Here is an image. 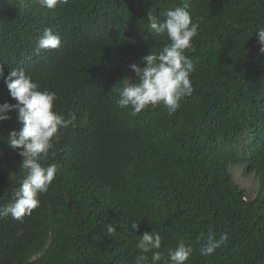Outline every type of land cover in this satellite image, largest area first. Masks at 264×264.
Masks as SVG:
<instances>
[{
    "label": "trees",
    "instance_id": "obj_1",
    "mask_svg": "<svg viewBox=\"0 0 264 264\" xmlns=\"http://www.w3.org/2000/svg\"><path fill=\"white\" fill-rule=\"evenodd\" d=\"M176 6L201 19L185 51L195 63L193 92L175 113L159 104L132 115L112 89L136 82L129 65L170 42L147 29L148 12L159 18ZM260 27L264 0H68L52 10L38 0H0V103H16L5 81L19 66L57 93L56 111L76 117L49 154L59 170L40 206L22 222L0 219V264H134L138 235L153 229L162 235L154 251L192 244L186 264H264ZM46 28L61 47L37 53ZM9 115L0 122V206L23 178L20 150L7 142L22 125ZM236 169L255 175L254 199L236 183ZM108 224L117 231L108 234ZM210 230L229 240L204 257Z\"/></svg>",
    "mask_w": 264,
    "mask_h": 264
},
{
    "label": "clouds",
    "instance_id": "obj_2",
    "mask_svg": "<svg viewBox=\"0 0 264 264\" xmlns=\"http://www.w3.org/2000/svg\"><path fill=\"white\" fill-rule=\"evenodd\" d=\"M41 7L55 9L58 4H67L68 0H38ZM148 30L154 36H166L165 43L159 51H152L141 58L139 63L129 65L135 72L136 82L125 81L124 86L112 89L118 92L116 104L121 109L129 108L132 115L140 114L148 106L163 104L172 114L180 107L182 99L193 92L191 75L195 72V63L185 51L193 47L194 38L199 34L201 19H193L186 7L176 6L162 12L157 17L148 12ZM260 51L264 53V27L257 29ZM62 37L46 28L36 45L37 53L43 49H59ZM4 74V64L0 63V78ZM129 80H133L130 79ZM10 96L16 103H0V122L10 120L9 113H17V122L22 126L13 129L7 135L9 146L17 150L22 157L20 172L23 174L19 187L14 191V198L6 206H0V219L11 216L23 221L31 216L41 204V195L46 193L56 178L58 165L48 163L49 154L58 143L59 133L75 121V115L65 118L55 110L57 93L48 89L41 90L24 67L10 69L5 81ZM54 156L55 153L51 152ZM12 178V175H11ZM132 230L139 232L140 223L131 224ZM117 227L108 224L106 232L111 234ZM227 233L217 237L209 231L207 242L199 249L200 255H213L217 249L226 245ZM138 254L134 264H186L193 255L191 243L180 239L175 248L165 251H154L162 248V235L153 229L138 235L135 244ZM166 252V254H165ZM148 253H151L149 257Z\"/></svg>",
    "mask_w": 264,
    "mask_h": 264
},
{
    "label": "rangeland",
    "instance_id": "obj_3",
    "mask_svg": "<svg viewBox=\"0 0 264 264\" xmlns=\"http://www.w3.org/2000/svg\"><path fill=\"white\" fill-rule=\"evenodd\" d=\"M233 175L236 183L247 191L249 199H254L259 188L255 175L245 173L240 169L233 170Z\"/></svg>",
    "mask_w": 264,
    "mask_h": 264
}]
</instances>
